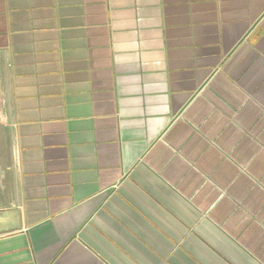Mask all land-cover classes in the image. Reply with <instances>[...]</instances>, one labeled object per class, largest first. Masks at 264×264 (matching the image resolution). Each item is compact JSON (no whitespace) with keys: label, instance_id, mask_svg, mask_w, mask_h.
Instances as JSON below:
<instances>
[{"label":"crops","instance_id":"crops-1","mask_svg":"<svg viewBox=\"0 0 264 264\" xmlns=\"http://www.w3.org/2000/svg\"><path fill=\"white\" fill-rule=\"evenodd\" d=\"M0 264H264V0H0Z\"/></svg>","mask_w":264,"mask_h":264}]
</instances>
